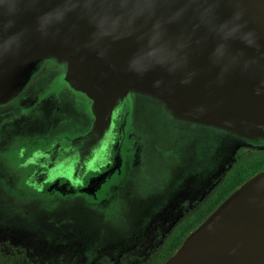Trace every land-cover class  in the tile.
<instances>
[{
    "label": "water",
    "instance_id": "obj_1",
    "mask_svg": "<svg viewBox=\"0 0 264 264\" xmlns=\"http://www.w3.org/2000/svg\"><path fill=\"white\" fill-rule=\"evenodd\" d=\"M256 1L264 0H0V103L55 57L94 99L91 131L66 141L74 153L100 144L118 98L132 90L179 118L263 135L264 11ZM165 264H264V171Z\"/></svg>",
    "mask_w": 264,
    "mask_h": 264
},
{
    "label": "rangeland",
    "instance_id": "obj_2",
    "mask_svg": "<svg viewBox=\"0 0 264 264\" xmlns=\"http://www.w3.org/2000/svg\"><path fill=\"white\" fill-rule=\"evenodd\" d=\"M256 3L264 11V1ZM54 59L66 64L62 65L66 67L65 81L70 86L61 89L62 92L58 89L61 93L52 94L32 112L26 111L20 118L27 122L5 136L3 149L7 150L18 140L31 138L49 125L57 129L60 125L58 134L64 131L74 134L73 126L86 122L80 117L81 106L76 97L86 93L94 101L92 94L73 86L68 79V62ZM40 62L33 73L40 69ZM128 94L141 106L134 114L137 118H129L124 128L129 134L141 131V137L130 139L122 173L105 185L95 201L84 197L40 196L41 193L33 190L14 194L13 185L10 188L0 179V242L6 248L24 247L30 255L49 260L51 264L60 258L70 264H99L104 257H112L108 264H120L134 253L133 249L144 252L153 241L154 233L167 231L185 208L187 211L197 206L228 175L239 149L264 145V134L244 135L223 126L179 118L159 98L137 90L118 98L117 107ZM8 102L0 103L5 104L0 105V118H9L13 113ZM120 120L112 118L100 144L89 153H74L66 143L87 135L94 122L84 135L57 139L49 155L55 158L67 151L66 160L81 158L87 162L94 152L100 155L105 150L109 134ZM111 162H118L115 165L118 169L122 160L117 158ZM6 171L3 169V175ZM110 176V171L102 174L100 186L86 193L93 195ZM46 204L51 212H42ZM44 213L48 214L43 217Z\"/></svg>",
    "mask_w": 264,
    "mask_h": 264
},
{
    "label": "flooded vegetation",
    "instance_id": "obj_3",
    "mask_svg": "<svg viewBox=\"0 0 264 264\" xmlns=\"http://www.w3.org/2000/svg\"><path fill=\"white\" fill-rule=\"evenodd\" d=\"M54 58H44L40 62V69H37L32 74L28 83L18 95L7 103L14 109L13 113L10 114L9 118H0V179L10 188V185H13L11 190H13L14 194L21 195L24 193L23 191L33 190L36 193H41L40 196L46 195V197L53 196L52 198L60 197L64 199L84 197L90 201H95L100 197V193L105 188V185L108 182H112V180H117L122 173L125 158H127L129 146L131 145V143L129 144L130 139L133 136L137 139L141 137V131H135L136 133L131 131L129 134L124 128L129 118H137L134 114L137 112L136 109L141 106L129 95L130 93L119 103L114 118L121 120L110 132L108 146L105 147V150L100 155L94 152V156L88 158L89 161L87 162L81 158L66 160L64 153L67 151H64L62 155L57 154L55 158H50L51 156L49 155L56 145L57 139L62 137L76 138L86 134L91 129L95 118L92 112L93 100L90 99L88 94L83 92H81L83 95L80 94L82 98L78 95L79 97H76V101L81 106V110H79L80 117L84 118L86 122L83 124L76 123L77 125L73 126L74 134H68L65 131L63 134H58L61 130L60 123L58 124V129L55 125H49L44 131H40L36 135L33 134L31 138L18 140L7 150L3 149L5 136L19 129L21 123L27 122L23 121L24 118H20L26 111L32 112L37 106L47 102L52 94H59L64 88L66 89L70 86L65 81V76L67 75L66 67L62 65L65 63L61 64V61L58 60L59 63ZM58 89H62L61 92ZM135 120L133 119L134 124L136 123ZM62 129H64V126ZM116 139L120 141L113 148L111 143H114ZM104 157L105 159L101 161ZM116 157L118 161L122 160L118 169L115 167V165H118V162H111V160L117 159ZM58 162L61 163L57 165ZM54 166L56 167L53 168ZM3 169H7L4 175ZM109 171L111 174L110 178L107 179L106 183L99 190L95 191L93 195L86 193V191L89 192L90 189L94 190L96 186H100L101 175ZM205 198L201 199L198 205ZM197 206L187 211H185V208L183 213L167 231L159 232L157 230L154 233L153 241L149 243L144 252H139L138 248L133 249L134 253L129 255L120 264H165L176 253L171 254V251L180 240L182 231L181 227H179L180 224L187 216L195 213ZM48 209L49 206L46 204L42 212L50 211ZM18 211L22 213V211ZM45 214L48 213H44L42 216L45 217ZM58 260L57 263L54 262L53 264H70L64 263V258ZM111 260H113L112 257H104L100 260L99 264H108L112 262ZM0 264L51 263L49 260H43L35 255H30L24 247L18 248L12 246L11 248H6L0 242Z\"/></svg>",
    "mask_w": 264,
    "mask_h": 264
},
{
    "label": "trees",
    "instance_id": "obj_4",
    "mask_svg": "<svg viewBox=\"0 0 264 264\" xmlns=\"http://www.w3.org/2000/svg\"><path fill=\"white\" fill-rule=\"evenodd\" d=\"M90 96V95H89ZM264 171V145L249 150L239 149L235 155L232 166L197 206L195 213L182 221L181 235L178 244L172 249L171 254L177 252L192 232L196 231L235 191L249 180Z\"/></svg>",
    "mask_w": 264,
    "mask_h": 264
}]
</instances>
